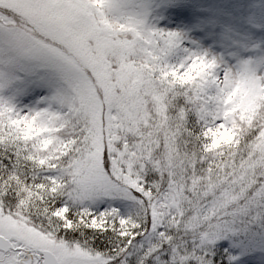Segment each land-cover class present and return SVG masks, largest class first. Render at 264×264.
Segmentation results:
<instances>
[{
  "label": "snow or ice",
  "instance_id": "6c2138e0",
  "mask_svg": "<svg viewBox=\"0 0 264 264\" xmlns=\"http://www.w3.org/2000/svg\"><path fill=\"white\" fill-rule=\"evenodd\" d=\"M0 264H264V0H0Z\"/></svg>",
  "mask_w": 264,
  "mask_h": 264
}]
</instances>
